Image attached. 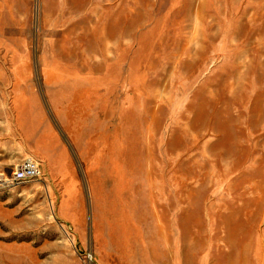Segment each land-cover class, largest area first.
Returning <instances> with one entry per match:
<instances>
[{
    "label": "rangeland",
    "instance_id": "374dc122",
    "mask_svg": "<svg viewBox=\"0 0 264 264\" xmlns=\"http://www.w3.org/2000/svg\"><path fill=\"white\" fill-rule=\"evenodd\" d=\"M89 255L264 264V0H0V264Z\"/></svg>",
    "mask_w": 264,
    "mask_h": 264
},
{
    "label": "built area",
    "instance_id": "2783aa9c",
    "mask_svg": "<svg viewBox=\"0 0 264 264\" xmlns=\"http://www.w3.org/2000/svg\"><path fill=\"white\" fill-rule=\"evenodd\" d=\"M44 176L43 168L40 163L33 157H28L19 163L13 170L10 178L3 181L6 184H13L19 182H27L41 179ZM91 264L99 263L93 255H89Z\"/></svg>",
    "mask_w": 264,
    "mask_h": 264
}]
</instances>
